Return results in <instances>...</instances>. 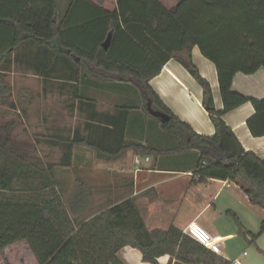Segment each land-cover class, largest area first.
Returning a JSON list of instances; mask_svg holds the SVG:
<instances>
[{"label":"trees","instance_id":"1","mask_svg":"<svg viewBox=\"0 0 264 264\" xmlns=\"http://www.w3.org/2000/svg\"><path fill=\"white\" fill-rule=\"evenodd\" d=\"M60 2L0 0V66L18 48L34 41L50 47L41 51L42 59L36 58L46 69L52 65L53 52L58 51L57 55L71 58L64 56V64L72 60L80 68L86 64L88 76L98 83L131 82L148 112L151 102L154 109L170 116L162 124L182 137L176 151H199L200 180L241 181L251 201L264 208V159L247 151L222 118L251 102L255 113L248 119V127L254 136L264 135V98L232 90L237 73L254 74L264 67V0H181L171 8L160 0H117L114 10L106 8L105 0H70L64 11ZM110 34L106 49L103 43ZM195 46L216 66L222 110L216 109L212 85L193 61ZM44 57L49 62H43ZM172 58L201 84L203 104L216 128L214 135L195 132L151 87L150 80ZM87 77L81 82L92 85L93 79ZM113 119L114 131L121 137L116 148L103 149L84 135L70 140L71 148L85 145L111 154L130 149L142 155L161 152L124 139L126 113ZM70 162L68 154L66 164ZM59 183L55 166L41 169L8 145H0V253L25 241L39 264H125L119 252L132 246L142 252L143 261L152 264H162L159 258L166 254L186 264H230L176 226L148 230L132 199L77 223L72 215L85 212L90 197L79 191L68 205ZM231 213L239 231L255 240L238 215ZM260 233H264V221Z\"/></svg>","mask_w":264,"mask_h":264},{"label":"crops","instance_id":"2","mask_svg":"<svg viewBox=\"0 0 264 264\" xmlns=\"http://www.w3.org/2000/svg\"><path fill=\"white\" fill-rule=\"evenodd\" d=\"M106 8L114 10L116 7ZM192 58L202 76L212 85L216 109L222 110L224 103L215 64L201 53L198 46L193 48ZM81 79L80 90H84L80 92V101L83 102L84 112L91 116L84 128V136L91 137L103 149L116 148L121 137L114 131L116 125L113 124V118L123 111V114L126 113L124 139L161 151L142 155L130 149L111 154L81 145L92 153L91 156L80 158V172L88 170V165L91 164L93 176L91 187H88L85 176L80 177L81 182H84L80 186V194L90 197L86 211L100 203H109L106 208L87 219L124 200L132 199L137 204L148 230H167L172 226L184 230L190 222L197 221L213 235L221 238L223 252L220 256L229 261L237 258L243 261V256L248 255H244L245 251L243 255L236 256L227 252L226 241L235 234L230 233L222 222L224 214L230 212L236 213L240 220L243 219L242 215H246L245 219L249 220L241 221L246 230L253 233L249 221H254V217L261 224L264 221V208L251 201L243 183L217 178L200 180L197 167L199 151L195 148L176 151L182 144V137L170 132L163 126L162 120L144 108L143 97L137 88L132 87L134 94L128 96L117 93L120 90L118 87L105 89L95 79L92 85H85ZM110 83L132 84L122 81ZM150 85L168 108L189 123L195 132L204 135L216 133L211 116L203 104L204 91L201 84L178 60H169L161 73L150 80ZM102 88L107 90L105 95L100 94ZM232 90L247 97L264 98V67L254 74L237 73ZM254 113L252 103L247 102L223 114L222 118L247 151H253L264 159V135L254 136L247 124ZM118 195H123V198L118 200ZM82 204L80 202V206ZM81 207L80 211H83ZM245 234L251 238L247 232ZM250 240L253 241V238ZM20 244H26L30 248L27 242H18L0 253V261L4 263L8 259L10 262V252ZM32 254L34 262L39 264L35 254ZM119 258L125 264H152L143 261L142 252L132 246L120 250ZM159 261L162 264H186L170 254L161 256Z\"/></svg>","mask_w":264,"mask_h":264},{"label":"rangeland","instance_id":"3","mask_svg":"<svg viewBox=\"0 0 264 264\" xmlns=\"http://www.w3.org/2000/svg\"><path fill=\"white\" fill-rule=\"evenodd\" d=\"M162 1L168 7L178 2ZM60 3L61 10L64 11L70 0H61ZM105 6L115 8L116 0H105ZM48 48V45L28 41L0 66V145H8L15 153L41 169L55 166L60 181L59 188L69 205L70 199L80 191V186L84 185L80 180L82 175L86 177L88 187L93 185L91 164L88 165V170L80 172V158L91 156L92 153L81 145L71 148L69 142L76 135H83L84 128L91 118L84 112L83 102L80 101V92L84 90H80V72L82 78L87 77L89 72L86 64H82L81 68L80 64L73 60L70 64H64L62 58L66 55L59 53L58 55L62 56L60 58L58 51L53 52L51 59L43 58V62L52 60L49 68L40 66L36 58L42 59L41 51ZM77 72L79 78L76 77ZM102 85L105 89L118 87L120 90L117 93L128 96H132L133 88H136L133 84L123 83L109 82ZM105 89L102 88L101 95L107 93ZM68 154L71 156L70 165L66 164ZM122 198L123 195L117 197L118 200ZM108 205L109 203H100L82 215L72 216L80 223ZM242 216L244 221L249 220L245 219L246 215ZM222 222L230 233L235 234L226 241L227 252L236 256L247 251L248 255L242 258L244 264H264V233H260L261 223L258 219L254 217V221H249L250 230L256 236L253 241L245 233L239 232L231 212L224 214ZM7 261L9 262L8 259ZM7 261H0V264H8ZM9 264L36 263L30 248L26 244H20L10 252Z\"/></svg>","mask_w":264,"mask_h":264},{"label":"built area","instance_id":"4","mask_svg":"<svg viewBox=\"0 0 264 264\" xmlns=\"http://www.w3.org/2000/svg\"><path fill=\"white\" fill-rule=\"evenodd\" d=\"M184 233L189 235L198 243L206 246L216 254H222V240L220 237L213 235L206 227L197 221L190 222L185 228ZM245 251L244 255H247ZM230 264H244L241 259H234L230 261Z\"/></svg>","mask_w":264,"mask_h":264},{"label":"water","instance_id":"5","mask_svg":"<svg viewBox=\"0 0 264 264\" xmlns=\"http://www.w3.org/2000/svg\"><path fill=\"white\" fill-rule=\"evenodd\" d=\"M110 43H111V34L108 36V38L106 39V41L103 43V46L108 49V47L110 46ZM148 109H149V112L155 116V117H158L162 120V122H166V121H169L170 120V116L161 111V110H157V109H154L151 105V102H148Z\"/></svg>","mask_w":264,"mask_h":264}]
</instances>
